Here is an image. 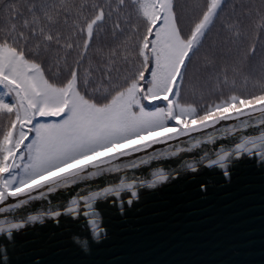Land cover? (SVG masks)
Returning <instances> with one entry per match:
<instances>
[{
  "label": "snow or ice",
  "instance_id": "obj_1",
  "mask_svg": "<svg viewBox=\"0 0 264 264\" xmlns=\"http://www.w3.org/2000/svg\"><path fill=\"white\" fill-rule=\"evenodd\" d=\"M198 7L185 33L177 0H105L92 4L90 15H85L87 3L75 0H0V17H5L0 19V120H6L0 125V214L16 213L105 174L192 152L202 143H216L217 137L235 138L234 147H221L208 167L227 169L232 159L244 155L264 161V73L255 81L258 91L247 90L245 75L243 92H221L218 100L199 107L182 100L189 84L195 91L215 81L219 89L229 83L230 72L235 86V77L257 57L264 69V11L255 9V34L245 45L250 4L203 0ZM228 8L226 46H209ZM228 121L236 124L222 125ZM252 128L255 134L236 137ZM209 129L214 133L208 134ZM197 133L205 136L194 138ZM182 137L190 138L189 147L123 163V158ZM186 166L197 171L195 162ZM152 176L149 188L168 179L163 170ZM136 186L121 178L114 186L73 196L63 213L49 208L26 220L0 219V234L11 236L45 217L59 223L64 214L72 219L83 215L99 238L95 204L124 191L135 198ZM10 198L16 202L4 206Z\"/></svg>",
  "mask_w": 264,
  "mask_h": 264
},
{
  "label": "water",
  "instance_id": "obj_2",
  "mask_svg": "<svg viewBox=\"0 0 264 264\" xmlns=\"http://www.w3.org/2000/svg\"><path fill=\"white\" fill-rule=\"evenodd\" d=\"M234 124L230 121L223 126ZM256 131L252 128L236 137ZM204 136L198 133L194 138ZM234 140L217 137L216 143H202L192 152L105 174L49 194L47 200L16 213L0 214V219L19 221L49 208L63 213L73 196L114 186L121 178L137 185L135 198L124 191L95 204L102 229L99 238L83 215L72 219L62 214L59 223L45 217L43 223H26L11 236L0 234V264H264V161L244 155L232 159L227 169L207 166L221 147H234ZM189 146L186 137L123 163ZM190 162L196 163L197 171L187 168ZM158 170L168 179L147 187Z\"/></svg>",
  "mask_w": 264,
  "mask_h": 264
},
{
  "label": "rangeland",
  "instance_id": "obj_3",
  "mask_svg": "<svg viewBox=\"0 0 264 264\" xmlns=\"http://www.w3.org/2000/svg\"><path fill=\"white\" fill-rule=\"evenodd\" d=\"M80 1L86 2L87 8H91L92 4L94 3L103 4L105 2V0H75V3L78 5ZM201 2H203V0H177L178 17L180 19L181 27L185 31V33H187V31L190 29L193 19L199 15L200 8L198 7V5ZM244 3L250 4L253 9L252 18L245 20V25L247 27V37L244 40V44L247 45L252 42V37L255 34V30H256V25L254 23V21L257 19V17L255 16V9L260 8L262 11H264V0H244ZM91 11L92 8L89 13L85 12V15H90ZM231 16H232V9L228 8L226 13L222 17V22L217 24V27L213 30L212 35L209 37L208 40L209 46H212L213 44H215L216 46H222V45L226 46L225 40L229 34L223 31V23H230L231 20L229 19V17ZM0 19H5V17H0ZM260 46L261 45H258V47ZM93 52L94 50L90 51L89 53H93ZM85 67H87V61L85 63ZM262 73H264V69L261 68L259 57H257L256 60L251 61L249 64H246L243 68V72L235 77V81H236L235 86L232 85V74L230 72L229 83L227 85H221L219 89H217L215 81H209L206 86L198 87L195 89V91L193 90L191 84H189L188 86L185 87V89L182 92V100L184 102L194 103L199 107L202 104H207L212 102L213 100H218L221 92H223L224 96H227L229 93L233 91L243 92L245 91V86L243 85L242 80L245 75L249 77L248 84L246 86L247 90L258 91L259 89L255 87V81L261 78ZM4 123H6V120H0V125ZM223 123L226 122H222V124ZM219 126L220 125H217V127ZM183 138L186 137H182L180 139ZM175 141L177 140L170 141L168 142V144L174 143ZM168 144L155 145L153 148L158 146L161 148ZM150 150L151 149H149L147 152H149ZM142 154H144V152L135 154L134 156H139ZM132 157L123 158V160H127ZM11 199L12 198H10L9 200Z\"/></svg>",
  "mask_w": 264,
  "mask_h": 264
},
{
  "label": "trees",
  "instance_id": "obj_4",
  "mask_svg": "<svg viewBox=\"0 0 264 264\" xmlns=\"http://www.w3.org/2000/svg\"><path fill=\"white\" fill-rule=\"evenodd\" d=\"M80 3H82L81 1L78 3V5L80 4ZM90 10H91V8H86L85 9V12L86 13H89L90 12ZM71 22V21H70ZM94 52L93 53H89V56H94ZM76 58V55H75V53H73V55L69 58V63L71 64L73 61H74V59ZM50 62L49 61H47V60H45V65L47 66L48 64H49ZM86 63V62H85ZM49 75H51V73L49 74ZM61 79H64V76H61ZM145 103H147V102H145ZM156 103H158V104H160L161 106H163V104H164V102L163 101H157ZM56 118H52V119H50V120H55Z\"/></svg>",
  "mask_w": 264,
  "mask_h": 264
},
{
  "label": "bare ground",
  "instance_id": "obj_5",
  "mask_svg": "<svg viewBox=\"0 0 264 264\" xmlns=\"http://www.w3.org/2000/svg\"><path fill=\"white\" fill-rule=\"evenodd\" d=\"M227 123V122H226ZM226 123H223L222 125H226ZM222 125H220V126H222ZM219 126V127H220ZM157 148H160L159 146L158 147H155V148H153V149H151L150 151H153V150H155V149H157ZM149 151V152H150ZM134 157H137V156H134ZM134 157H132V158H134ZM131 159V158H130ZM118 163V162H117ZM14 202H16L15 200H9L8 202H6V205L5 206H7V203H14Z\"/></svg>",
  "mask_w": 264,
  "mask_h": 264
}]
</instances>
